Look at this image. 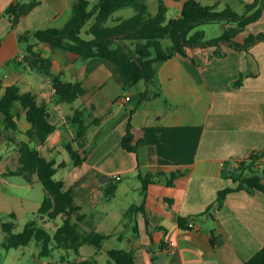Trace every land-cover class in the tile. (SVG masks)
<instances>
[{
    "label": "crops",
    "instance_id": "1",
    "mask_svg": "<svg viewBox=\"0 0 264 264\" xmlns=\"http://www.w3.org/2000/svg\"><path fill=\"white\" fill-rule=\"evenodd\" d=\"M15 1L0 0V96L7 87L16 85L22 93L34 94L38 104L49 108L50 122L56 130L38 149L58 164L65 163L55 177L72 187L75 203L94 218L93 227H87L89 231L111 235L105 243L113 240L121 244L119 249L132 251L136 264H245L264 248L263 192L242 189L228 193L221 208L217 202L220 191L238 187L239 183L229 176L237 171L239 163L264 150V41L249 49L222 44L189 49L188 56H175L158 68L159 97L136 107L131 104L133 90L124 88L120 76L102 59L85 60L32 39L35 50L52 59L55 73H62L65 81L84 85L86 94L74 104H65L58 102L50 78L22 63L26 45L18 38L26 31L64 26L78 0H39L37 6H32L30 0H19L21 18L12 28L3 13ZM169 2L178 7L176 17L179 16L183 1ZM216 2L220 3L213 0L209 5ZM252 2L242 0L244 6ZM260 33H264V11L262 18L249 25L235 41L244 44L248 36ZM216 51L223 57L215 56ZM241 77V85H236ZM75 110L84 111L89 125L86 135L78 139H74L76 127L71 123ZM94 119L100 122L94 124ZM18 125L21 132L31 127L25 113ZM129 125L134 143L144 141L139 155L122 147ZM2 129L1 247L6 236L2 224L20 219L27 223L35 218L46 194H36L41 184L37 176L28 183L22 176L8 175L20 165L17 142L25 137ZM70 143L82 155L88 154L80 166H74L66 149ZM255 168L262 172L264 156ZM140 172L182 175L172 186L162 176L149 185L144 196ZM103 176L107 177L106 182H102ZM260 177L264 184V173ZM112 184L117 186L116 194L113 199H106L105 188ZM135 192L140 196L136 205L144 202L145 213L138 212L131 220L123 213L132 206L128 197ZM118 198L124 199L123 220L110 206ZM180 217L186 219L184 227L179 225ZM52 221L46 217L40 223L47 230L54 228L53 234L60 225ZM105 243L99 254L95 249L90 257L81 254L83 246L71 264L91 258H95L94 264H108L107 252L113 248H107ZM20 248L8 251L7 262L21 264L26 253L19 252ZM56 251L62 253L61 258L68 255L63 250ZM39 254L37 244L34 264H56Z\"/></svg>",
    "mask_w": 264,
    "mask_h": 264
},
{
    "label": "trees",
    "instance_id": "2",
    "mask_svg": "<svg viewBox=\"0 0 264 264\" xmlns=\"http://www.w3.org/2000/svg\"><path fill=\"white\" fill-rule=\"evenodd\" d=\"M147 1L100 0L93 9H90L89 0H78L64 26L31 30L19 35V42L26 45L22 63L38 74L50 78L59 103L74 104L86 94L82 82H68L62 78V73H55L52 69V59L35 50L36 44L31 40L47 44L51 49L75 53L85 60L100 58L120 76L124 88L144 82L146 89L140 92L139 98L145 102L159 97L161 88L156 82L158 66L175 56H188L189 49L220 47L222 44L238 50L249 49L252 45L264 41V33L248 36L244 44L235 41L249 25L262 18L264 0H254L245 4L243 13L237 12L229 5L218 10V2L211 6L199 0H173L183 1V4L179 16L169 21H166L169 6L165 0H158L159 11L156 16H150ZM30 2L32 6L40 4L39 0ZM19 7L20 2L16 0L3 13L10 19L12 28L20 21ZM127 8H133L136 14L128 19H113L114 24H109L116 12ZM90 20H93V23L86 30V34L91 35L92 39L85 40L81 33ZM210 23L222 24L223 32L219 37L206 38L205 30L200 27ZM165 40H169L171 45L166 47ZM214 55L223 57V53L219 51ZM242 80L243 77L236 85H241ZM152 87H157L154 95H151ZM22 113H25L26 120L31 125L26 132H21L18 125ZM0 116L3 118L0 122V138L3 136L2 127L25 137V140L17 142L20 165L8 175L22 176L28 183H32L34 176H37L46 193L37 216L30 219L21 232L14 231L16 228L14 221L2 224V230L6 234L3 247L6 250L18 249L35 241L40 247L39 255L43 258L51 256L56 250H63L66 253L73 251L78 255L80 249L86 245L93 246L96 254H99L103 250V243L111 235L95 229L89 231L87 227H93L94 218L82 212V207L75 203L72 187H66L64 180L55 177L58 168L63 167L65 163L58 164L57 161L43 156L38 149V146L45 144L49 135L56 130V125L50 122L49 108L44 104H38L34 94L22 93L20 88L14 85L7 87L4 95L0 96ZM84 116L83 110H75L71 117V123L76 127L74 139L83 137L88 131L89 125L85 122ZM99 122V119H94L92 123ZM134 140L129 125L128 132L122 138V147L139 155V148L144 145V141L140 139L134 143ZM66 149L76 167L87 159L88 154L82 155L73 143L68 144ZM262 156L264 150L239 163L237 171L229 176L239 185L235 189L227 188L219 192L217 198L219 208L222 207L228 193L242 189L264 193V184L261 183L260 177V174L264 173V168L261 173L255 170ZM181 175V172L170 174L140 172L138 176L143 195L146 196L149 185L157 183L162 176L167 177L168 185L172 186L174 180ZM116 189L115 184L106 187L105 198H113ZM210 210L211 207L207 212ZM138 212L145 213L144 202L141 205H132L124 216L134 220ZM59 216L63 217V223L53 234L40 223L46 217L54 220ZM12 217L15 215L12 214ZM184 221H186L184 217L179 218L180 227H184ZM107 255L108 264H136L134 253L126 249L113 248L108 250ZM65 259L63 257L61 261L64 262ZM95 261V258H91L78 261L77 264H94ZM245 264H264V248Z\"/></svg>",
    "mask_w": 264,
    "mask_h": 264
},
{
    "label": "rangeland",
    "instance_id": "3",
    "mask_svg": "<svg viewBox=\"0 0 264 264\" xmlns=\"http://www.w3.org/2000/svg\"><path fill=\"white\" fill-rule=\"evenodd\" d=\"M89 1H90V9H93L100 2V0H89ZM165 1H166V4L168 6L170 4H173V2L171 3V2H169V0H165ZM219 1H220V3L218 4V8H217L218 10H222L225 7H227L228 5L231 6L232 8H234L239 13H243L245 10V6L242 4V0H219ZM212 2H213V0H209L206 2L202 1V3L205 5H209ZM147 5H148V12H149L150 16H156L158 14V11H159L158 0H148ZM178 11H179L178 7L174 6V4H173V6L171 5L169 7L168 13L166 14V21H169L171 18L176 17ZM135 14H136V11L133 8L123 9L121 11L116 12L113 15L112 19H110V21H109V24L110 25L114 24L113 19H117V18L128 19V18L134 16ZM92 23H93V20H90L82 29L81 37L85 40L92 39L91 35L86 34V30L89 29V27L91 26ZM200 28L205 30L207 39L219 37L223 32V26H222V24H219V23H210L207 25H203ZM164 43H165L166 47L171 45V42L169 40H165ZM161 65H159L158 68H160ZM156 82L158 83L157 78H156ZM142 87H146V84L144 82H140L138 85H136L134 87L127 88V90H129V91L133 90V92H134V97H133V101L131 102V104L136 106V107H141L145 104V102H142L139 99V94L141 92ZM152 88L153 89L151 90V95L152 94L154 95V93L157 92V87H152ZM127 94L129 95V92H127ZM59 157H60V159L62 158L61 156H59ZM62 175L66 176L67 174H62ZM39 188L40 189L37 188L36 194L41 193L44 197V192H45L44 187L41 184H39ZM37 196H39V195H37ZM111 199H113V198H111ZM123 201H124V199L118 198V199H116V201L114 199V200H112V203H110L112 210L115 211V213H117L120 220H123V218H124V217H122V208L124 207ZM128 201H130L129 205L139 204V202H140L139 194L135 192L131 196L129 195ZM127 210H125V212ZM54 221L59 223L60 226L63 223V220L57 219V218L54 219L52 222H54ZM15 223H16V228L14 231L19 232V231H22L23 228L25 227L26 220L20 219V220H17ZM48 231L50 233H52L54 231V228H49ZM105 246L107 248L111 247L114 249H118L121 247V244L112 240V241L106 242ZM36 249H37V243L35 241H32L28 247H21L19 252H21V253L25 252L26 253L20 259L21 264H34L33 256L36 253ZM8 251L9 250H6L4 247L0 246V264H10V262H7L8 260H6V255H7ZM11 251L13 252V250H11ZM94 253H95V248L93 246H89V245L84 246L83 250L81 252L82 255H85L88 257L93 256ZM61 257H62V253H59L58 251H54L52 256H49L47 258H49V261H51V262L55 261L56 264H71L75 260L78 259V255L75 254V252H73V251H68V255H66V259L64 262L61 261ZM52 259H54V260H52ZM101 260H103V259H101Z\"/></svg>",
    "mask_w": 264,
    "mask_h": 264
},
{
    "label": "water",
    "instance_id": "4",
    "mask_svg": "<svg viewBox=\"0 0 264 264\" xmlns=\"http://www.w3.org/2000/svg\"><path fill=\"white\" fill-rule=\"evenodd\" d=\"M107 181V177L106 176H103L102 177V182H106Z\"/></svg>",
    "mask_w": 264,
    "mask_h": 264
},
{
    "label": "built area",
    "instance_id": "5",
    "mask_svg": "<svg viewBox=\"0 0 264 264\" xmlns=\"http://www.w3.org/2000/svg\"><path fill=\"white\" fill-rule=\"evenodd\" d=\"M130 97H127L126 100L129 101Z\"/></svg>",
    "mask_w": 264,
    "mask_h": 264
}]
</instances>
